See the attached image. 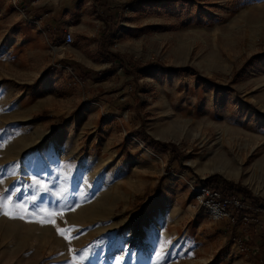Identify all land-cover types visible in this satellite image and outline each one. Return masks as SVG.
<instances>
[{"label":"rangeland","instance_id":"374dc122","mask_svg":"<svg viewBox=\"0 0 264 264\" xmlns=\"http://www.w3.org/2000/svg\"><path fill=\"white\" fill-rule=\"evenodd\" d=\"M61 1L0 5V264H264V0Z\"/></svg>","mask_w":264,"mask_h":264},{"label":"built area","instance_id":"2783aa9c","mask_svg":"<svg viewBox=\"0 0 264 264\" xmlns=\"http://www.w3.org/2000/svg\"><path fill=\"white\" fill-rule=\"evenodd\" d=\"M2 4L11 6L25 15L30 7L37 5V0H0V5ZM74 41V36L71 33H66L63 46L70 48ZM195 197L196 205L206 209L212 222L238 225L240 222H249L250 220V215L247 213L251 210L249 203L228 189L199 187L195 190ZM247 249L242 248L241 251L246 252Z\"/></svg>","mask_w":264,"mask_h":264},{"label":"crops","instance_id":"0c3cea01","mask_svg":"<svg viewBox=\"0 0 264 264\" xmlns=\"http://www.w3.org/2000/svg\"><path fill=\"white\" fill-rule=\"evenodd\" d=\"M74 8H71L68 3H62L61 0H37V5L35 7H30L28 12L24 15L21 12L17 11L22 18H24L28 23L36 21V25L38 27H43L44 25L47 26L49 23H45L47 21V18L49 16H54L56 18L55 26H59L57 23L58 16L66 15L67 22L71 20V16L74 17ZM53 22V20H51ZM47 24V25H46ZM52 25V24H51ZM63 25V24H62ZM67 33H71V26L69 23L65 24ZM85 34L88 36H93V26L90 25H84ZM95 48V47H94ZM72 48L69 49V56L72 58L73 64H79V67L82 68L85 65L86 58L85 56L80 52H71ZM87 72V71H86ZM256 243V242H255ZM253 255L258 256L260 258L264 251H260L259 245H256L252 248ZM251 264V263H250Z\"/></svg>","mask_w":264,"mask_h":264},{"label":"snow or ice","instance_id":"6c2138e0","mask_svg":"<svg viewBox=\"0 0 264 264\" xmlns=\"http://www.w3.org/2000/svg\"><path fill=\"white\" fill-rule=\"evenodd\" d=\"M6 191H7V190H6ZM16 191H17V190L13 189V195L16 194ZM9 198H11V197H9ZM32 199L34 200L35 197H33ZM4 202H5V201H4V198H3V194H0V208H3ZM19 207H21L20 204H14V208H19ZM4 215H9V213L4 212ZM19 218H20V219H24V216L21 215ZM41 222L43 223V221H41ZM67 231H72V229H68ZM57 233H58L59 235L63 236L65 239H69V237L65 236V232H64V230H61V229L57 228ZM163 243H164V242H161V245H162ZM158 257H159V254H158ZM80 259L83 260V259H84V256H81Z\"/></svg>","mask_w":264,"mask_h":264},{"label":"trees","instance_id":"16d2710c","mask_svg":"<svg viewBox=\"0 0 264 264\" xmlns=\"http://www.w3.org/2000/svg\"><path fill=\"white\" fill-rule=\"evenodd\" d=\"M260 206H261V207H263V206H264V204L262 205V203H261V204H260ZM263 208H264V207H263Z\"/></svg>","mask_w":264,"mask_h":264}]
</instances>
